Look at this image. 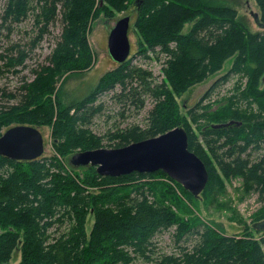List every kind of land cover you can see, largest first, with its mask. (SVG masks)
<instances>
[{"label": "trees", "instance_id": "obj_1", "mask_svg": "<svg viewBox=\"0 0 264 264\" xmlns=\"http://www.w3.org/2000/svg\"><path fill=\"white\" fill-rule=\"evenodd\" d=\"M254 1L259 32L241 20L236 8L216 0L6 1L3 27L33 15L38 33L31 52L50 28L60 23L62 29L48 64L19 88L17 104L9 105L17 96H6L0 88V137L15 126L48 127L54 150L32 162L0 157V264L17 259V264H264V230L258 227L264 207L253 218V228L246 225L241 234L228 235L197 216L192 207L199 198L163 172L102 177L94 167L70 164L76 153L106 147L90 126L103 112L99 96L119 87L117 101L143 111L150 100L153 108L145 128L112 133L109 148L183 127L190 151L210 175L200 198L209 200L238 179L245 193H256L264 202V0ZM132 7L137 54L159 62L163 57L162 80L132 65L133 55L107 72L93 91L68 97L65 80L91 70L96 62L89 41L95 23ZM22 48L15 45L8 49L10 55L2 53L8 71L25 64L28 52ZM231 58L228 72L198 106L184 113L179 103L184 94L218 75ZM233 79H238L234 92L218 102L216 111L203 106ZM171 229L177 244L195 239L192 247L156 256L155 237Z\"/></svg>", "mask_w": 264, "mask_h": 264}, {"label": "rangeland", "instance_id": "obj_2", "mask_svg": "<svg viewBox=\"0 0 264 264\" xmlns=\"http://www.w3.org/2000/svg\"><path fill=\"white\" fill-rule=\"evenodd\" d=\"M6 1L7 0H0V8H2L0 10V68H2L1 70L3 71V74L0 75V88L5 91L6 96L14 94L17 96L16 100H10L9 105H14L19 102L20 95L18 92L22 84L25 81L33 80L35 78L34 71L48 64L47 57L61 34L62 26L58 23L50 28V34H46L40 45L31 52V44L38 33V30H36L34 26L33 15L21 24H12L8 21L6 24L3 23L5 26L3 27L1 25V18L4 15L3 10L6 8ZM216 1L236 8L241 20L248 24L253 32H259L261 30L256 24V14H259L260 11L254 0ZM135 15L136 8L132 7L129 12L117 15L114 19L101 18L95 23L93 31L89 36V41L95 52L96 62L91 70L74 74L65 80L63 86L64 90L67 91L68 97L72 99L75 96H83L93 91L97 87L100 79L107 72L119 66L109 54L108 40L110 32L114 28L116 22L123 19L125 16L132 17V27L129 32L132 44L130 58L135 55L132 58V65H137L152 71L158 81L162 80L161 63L164 62L163 57L161 56L162 61L159 62L156 60H146L137 54V37L133 32ZM7 28H11V31L9 32ZM188 31L189 28H187L185 32L187 33ZM15 45L23 47L22 49L28 52V57L23 66L8 71L9 67H3L6 60L4 59L5 62L3 61L2 53L9 54L8 49ZM234 60L235 58L229 59L218 75L210 77L205 83L193 87L189 92L184 94L179 100L184 113L201 103L213 84L233 66ZM237 80L238 79H233L227 85L218 88L210 98L204 101L203 106H211L214 108V111H216L219 108L218 102L234 92ZM118 92H120L119 87L114 91L104 92L99 96L97 105L102 106L103 112L95 117L90 126L93 133L104 138V145L106 146L104 148L106 149H112L109 147L114 144L110 142L108 138L112 133L131 126L145 128L147 126L148 113L153 108V103L149 100L143 111H137L134 107H130L129 104L121 103L119 100L117 101L115 95ZM4 101L7 102V98H4ZM39 129L45 137L46 149L44 156L50 157L54 153L51 136L52 130L48 127H40ZM263 207L264 202L258 201V195L256 193H245L242 182L237 179L227 182L226 189L223 192H216L211 199L204 200L203 198H199L198 201L195 202V205H193L192 210L205 222L212 226L220 227L222 231L228 235H237L243 232L246 225L249 228H253V218H255ZM92 223L93 220L90 219L89 226L93 225ZM174 232L175 229H171L155 237L156 256L179 253L180 247H192L195 239H191V241L187 243L183 241L181 244H177L173 238ZM19 260L20 259L14 260L13 264H17ZM135 264L144 263L142 261H137Z\"/></svg>", "mask_w": 264, "mask_h": 264}, {"label": "water", "instance_id": "obj_3", "mask_svg": "<svg viewBox=\"0 0 264 264\" xmlns=\"http://www.w3.org/2000/svg\"><path fill=\"white\" fill-rule=\"evenodd\" d=\"M131 22L132 17L129 16L118 20L109 35V54L119 65L125 64L131 55ZM231 124L212 127L220 129ZM45 149V137L37 127L15 126L0 137V157L13 161H35L44 157ZM70 164L76 169L94 167L102 177L163 172L195 198L201 197L210 178L205 163L190 151L189 136L183 127L124 148L82 151L71 157ZM258 227L264 230V222Z\"/></svg>", "mask_w": 264, "mask_h": 264}, {"label": "flooded vegetation", "instance_id": "obj_4", "mask_svg": "<svg viewBox=\"0 0 264 264\" xmlns=\"http://www.w3.org/2000/svg\"><path fill=\"white\" fill-rule=\"evenodd\" d=\"M131 57V56H130ZM130 59V58H129Z\"/></svg>", "mask_w": 264, "mask_h": 264}, {"label": "bare ground", "instance_id": "obj_5", "mask_svg": "<svg viewBox=\"0 0 264 264\" xmlns=\"http://www.w3.org/2000/svg\"><path fill=\"white\" fill-rule=\"evenodd\" d=\"M25 27V26H24Z\"/></svg>", "mask_w": 264, "mask_h": 264}]
</instances>
